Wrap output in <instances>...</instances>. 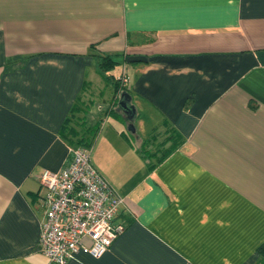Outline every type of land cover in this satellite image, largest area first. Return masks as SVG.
I'll use <instances>...</instances> for the list:
<instances>
[{"label":"crops","instance_id":"1","mask_svg":"<svg viewBox=\"0 0 264 264\" xmlns=\"http://www.w3.org/2000/svg\"><path fill=\"white\" fill-rule=\"evenodd\" d=\"M102 54L123 58L144 134L110 110ZM75 108L125 228L66 264H264V0H0V264H53L38 175L69 163ZM170 130L151 167L141 141L161 154Z\"/></svg>","mask_w":264,"mask_h":264},{"label":"built area","instance_id":"2","mask_svg":"<svg viewBox=\"0 0 264 264\" xmlns=\"http://www.w3.org/2000/svg\"><path fill=\"white\" fill-rule=\"evenodd\" d=\"M121 76L123 82L128 79ZM68 151L66 166L38 175L43 188L38 197L43 211L38 248L53 264H66L79 251L98 257L125 228L113 223L123 197L93 166L91 149L73 146Z\"/></svg>","mask_w":264,"mask_h":264},{"label":"trees","instance_id":"3","mask_svg":"<svg viewBox=\"0 0 264 264\" xmlns=\"http://www.w3.org/2000/svg\"><path fill=\"white\" fill-rule=\"evenodd\" d=\"M98 64L100 71L104 73L105 80L112 85L114 90V95H115L114 105L116 106H114V109L110 108V110L119 111L116 103L117 96H119V94L124 90L130 93V89L128 88L127 84L121 80L122 78L121 74L116 75V73L113 72L114 69L117 68V66L120 64V62L115 60L110 55L102 54L99 56ZM78 107L81 106L79 105ZM78 113H79L78 109L75 108L72 112V116L74 117H69L66 120L62 131L63 136L66 138L69 147L86 146L91 149L94 144L95 138L99 132L100 127L97 124L89 125L84 121L81 122L80 120L81 118L79 119ZM127 134L129 138L133 137V134H131V132H127ZM173 136H175L174 132L170 130L166 138L173 140V144H172L173 146H170L169 148L165 147L164 150H162L161 154L157 153V150H154V148L150 147L154 143V141L151 140V138L148 137L141 141L142 153L146 157L152 159L154 156H157L155 162L150 163L151 167H154L155 164L160 163L177 146L176 145L177 140L175 141V138H173ZM257 252L260 255L261 259L264 260V242L258 247Z\"/></svg>","mask_w":264,"mask_h":264},{"label":"water","instance_id":"4","mask_svg":"<svg viewBox=\"0 0 264 264\" xmlns=\"http://www.w3.org/2000/svg\"><path fill=\"white\" fill-rule=\"evenodd\" d=\"M131 95L127 91H122L119 94L117 101V108L120 112L124 114L125 119L127 120V129L131 133H135V128L133 125V120L136 115L135 106L131 103Z\"/></svg>","mask_w":264,"mask_h":264},{"label":"rangeland","instance_id":"5","mask_svg":"<svg viewBox=\"0 0 264 264\" xmlns=\"http://www.w3.org/2000/svg\"><path fill=\"white\" fill-rule=\"evenodd\" d=\"M114 59L115 60H117V61H120V63H122V60H123V58H120V57H116V56H114ZM97 64V60H96V63H95V65ZM120 66H121V64H119ZM120 68H119V66L117 67V68H115L114 69V73H118L120 70H119ZM104 74V73H103ZM119 74H123L124 76L126 75L127 76V74L124 72V70H122ZM94 78H96V83L99 81V82H101L102 81V79L100 78V77H96L95 75H94ZM127 82H128V79H126V81H125V83L127 84ZM95 108V107H94ZM95 110V109H94ZM91 113V112H90ZM81 120V122L83 121L82 119H80ZM79 120V121H80ZM93 121H91L90 120V123H92ZM145 122H143L142 120H140V118L137 116L136 118H134V120H133V125H134V128H135V134L137 133L138 135H142V134H144V127L146 126H148L147 124L146 125H143ZM78 126H80V125H78ZM126 129H127V126H126Z\"/></svg>","mask_w":264,"mask_h":264}]
</instances>
